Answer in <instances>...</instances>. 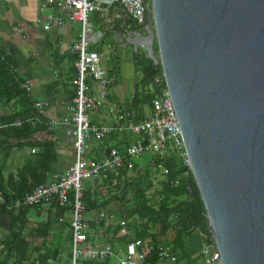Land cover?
<instances>
[{"label": "water", "instance_id": "95a60500", "mask_svg": "<svg viewBox=\"0 0 264 264\" xmlns=\"http://www.w3.org/2000/svg\"><path fill=\"white\" fill-rule=\"evenodd\" d=\"M148 19L131 44L161 68L199 220L223 264H264V0H151Z\"/></svg>", "mask_w": 264, "mask_h": 264}, {"label": "trees", "instance_id": "16d2710c", "mask_svg": "<svg viewBox=\"0 0 264 264\" xmlns=\"http://www.w3.org/2000/svg\"><path fill=\"white\" fill-rule=\"evenodd\" d=\"M146 3L148 9L151 10V0H146ZM134 30H141V28L135 27ZM155 51L157 54V44H155ZM133 55L136 71L141 73L143 78L138 80L133 102L127 110L135 113L139 120L144 118L146 107H150L157 96L156 90H149V86L153 85L154 80L162 75V72L161 68L159 71L154 62L141 51L134 52ZM15 69L16 63L0 51V107L4 110V113L0 114V208H3L4 212L14 219L15 227L17 226L12 234L0 244L2 247L0 264H31L34 259L51 264V261L61 259L66 253L68 254L67 263H70L72 227L70 222L61 218L68 208H62L57 200H52L50 204H53L56 211L54 220L48 221L46 225L35 226L27 234H25L27 228L25 218L30 208H15L17 200H22L38 185L49 180L55 165L61 160L58 152L59 140L55 130L50 128L46 119L35 109L34 100L22 88L23 82L14 72ZM161 87L158 85V88ZM28 120L35 122H27ZM18 122H21V126H17ZM39 132L45 133L41 141L30 142L28 140ZM126 138L124 135V140L117 146L121 151L126 148ZM105 144L106 140L103 145ZM27 147L35 148L36 153L29 156L24 166L16 173H11L6 177L5 169L8 160L16 153L14 151ZM160 160L169 170L170 178H181L179 186L171 187L163 184L162 189L159 192L156 191L158 198H153L149 195L153 184L147 171L142 172L138 179L130 181L128 177L130 171L124 167L121 176L117 179L114 175H110L109 182H104L99 187L97 186L99 183L93 181H89L90 184L87 186L84 185L82 200L84 212L101 211L111 207L114 201L124 203L131 193L133 200L131 210L127 212L123 210L118 216L115 215L116 221L124 220L130 229L135 228V234L124 236L122 241L126 244L137 239L147 242L149 249L153 250L149 261L155 264H159L157 245L174 254L177 257L176 264H198L200 257L192 255L189 242L195 238L197 231L204 235L208 242L213 240L207 221L204 218L199 220L206 211L204 203L201 199L196 200L191 197L187 192L188 181L193 174L188 170L185 159L180 153L171 150ZM183 174L185 175L182 176ZM106 185L112 188L108 192H105ZM135 219L141 222L132 224L131 221ZM102 223L105 225V222ZM110 228L114 232V238L110 240L113 244V239L121 233L122 228L118 224ZM171 233L174 234L172 239L168 237ZM39 243L44 246L46 254H40ZM35 254L39 256L35 258ZM112 263L111 260L84 262V264Z\"/></svg>", "mask_w": 264, "mask_h": 264}, {"label": "built area", "instance_id": "2783aa9c", "mask_svg": "<svg viewBox=\"0 0 264 264\" xmlns=\"http://www.w3.org/2000/svg\"><path fill=\"white\" fill-rule=\"evenodd\" d=\"M117 6L135 27L142 29L148 24L150 10L144 0H44L38 19V24L46 31L55 23L62 24L61 18L55 20L54 16L47 13L50 7H55L67 12L71 21L79 22L82 26L79 41L67 46V53L76 56L75 97L67 108L66 115L49 123L52 128L66 127V134L74 141L75 160L65 172L53 174L49 182L38 185L25 198L17 200L15 208H36L57 200L62 208L70 209L73 239L69 264H84L88 260H111L113 264H155L149 261L153 250H150L147 242L143 240H132L125 246L118 245L117 248L108 242L92 240V228L84 218L82 203L84 182H109L110 175L117 179L124 167L134 169L135 165L148 154L154 156L151 164L162 167L164 163L160 158L167 156L171 150L180 153L188 164L179 117L162 75L153 82L157 86H162L159 88L161 93H157L151 106L145 111L144 118L138 120L135 113L129 112L125 106L109 102L110 89L115 79L112 69L103 67L102 56L89 49L93 31L90 17L98 13L102 19L108 21V10ZM22 88L27 94H32V86L28 82L24 83ZM35 107L43 116L44 104L38 102ZM96 113H105L112 123L93 122L92 115ZM17 126H21V122H18ZM114 135L127 137L124 151L105 144L102 158L90 155L93 142L103 144L107 138ZM32 153H36V150L33 149ZM164 173L166 178L163 184L171 187L180 185V177L170 178L167 168ZM111 189L106 185L105 192ZM99 217L107 226V220L110 217L114 218L105 212H101ZM118 225L122 228L121 235H128V223L122 220ZM202 237L204 246L199 255L202 264H223L221 252L214 238L212 237V242H208L204 235ZM157 247L159 264L177 263V257L168 249H163L160 245ZM35 264L45 263L37 260Z\"/></svg>", "mask_w": 264, "mask_h": 264}, {"label": "crops", "instance_id": "0c3cea01", "mask_svg": "<svg viewBox=\"0 0 264 264\" xmlns=\"http://www.w3.org/2000/svg\"><path fill=\"white\" fill-rule=\"evenodd\" d=\"M43 1L0 0V51L16 63L14 72L22 80L23 84L28 82L32 86L31 96L35 104L38 102L44 104L43 118L50 123L66 115L67 108L75 97L76 86L74 81L76 79V70L74 68V61L76 56L67 53V46L79 41L82 26L79 22L71 21L67 12L50 7L47 13L54 16L55 20L61 18L62 24L58 25L55 23L49 31H46L38 24ZM108 12V21L102 19L98 13L91 15L90 19L93 24V31L90 36L89 49L98 52L102 56L103 67L112 69L115 82L110 89L109 102L125 106L129 109L135 96L136 84L139 77L136 71L134 55L133 57L129 56L131 58H126L123 55L122 49L130 46L134 49L131 39L134 37L133 31L136 32L134 30L135 25L130 19H126L118 6L110 8ZM137 31H143V28ZM134 52L136 51L133 50ZM3 111L0 107V114L4 113ZM92 121L103 124L112 123V120L105 113L93 114ZM51 129L55 130L56 137L59 140L58 152L61 155V160L55 165L47 182L51 180L53 174L65 172L75 160L74 141L66 134V127L59 126ZM44 137L45 133L39 132L28 140L36 142L41 141ZM123 140L124 136L114 135L106 139V144L117 147ZM33 149L35 148L27 147L23 148V150L14 151L16 153L8 160L5 169L6 177L11 173H16L24 166L26 159L35 154L32 153ZM90 155L98 159L102 158L104 155L103 144L93 142L91 144ZM151 159L149 160V164H151ZM139 162L134 169L129 170V174L136 170H143L139 166L142 163ZM100 184L102 183L97 184V186L99 187ZM52 205L44 203L36 208L29 209L25 218V222H27L25 234L31 232L39 224L46 225L48 221L54 220L56 211ZM101 212L114 216V218L110 217L107 220L108 226L105 221L100 220L99 214ZM115 215L117 213L112 206L101 211L84 212V218L92 228V240L110 243L111 238H114V232L111 231L110 226H115L120 222L116 221L117 217ZM61 218L71 223L72 213L70 209ZM102 222H105V225ZM16 227L14 219L5 213L3 208H0V244L12 234ZM128 230V235L135 234V231L132 232L129 227ZM124 236L120 233L116 236V239H113L112 245L114 248H117L118 245L125 246L126 243L122 241ZM200 240L203 242V237ZM39 246L41 247L40 254H46L42 243H39ZM0 250H2V247H0ZM65 255L68 254H63L61 259L58 258L56 261H51V264L64 263ZM37 256L39 254H35L34 257L36 258ZM37 260L34 259L31 264H35ZM198 264H200V261Z\"/></svg>", "mask_w": 264, "mask_h": 264}, {"label": "rangeland", "instance_id": "374dc122", "mask_svg": "<svg viewBox=\"0 0 264 264\" xmlns=\"http://www.w3.org/2000/svg\"><path fill=\"white\" fill-rule=\"evenodd\" d=\"M143 34H145V31L143 29L142 31ZM123 55L128 58L129 56H132L133 57V50L135 51V49H133L131 46L128 47V48H123ZM141 51V50H140ZM143 53V51H141ZM131 58V57H129ZM138 74V77H139V80H142L143 78V75L141 73H137ZM149 90H152L154 91V85L151 84V86H149ZM147 109L149 107H146ZM146 109V110H147ZM153 155H145L143 157V160L140 161L139 163H142V165H139L140 167L143 168V170H136V171H133L129 174V179L130 181L132 180H135V179H138L139 176L141 175V173L143 171H147L148 175L150 176V180L153 184V188L149 191V195L152 196L153 198L156 197L158 198L157 196V193L156 191H160L162 189V182L164 181V179L166 178V175L164 173V170L167 168L165 164L162 165V167H159L158 165H155V164H149V160L151 159ZM15 162V161H13ZM16 164H18L16 162ZM186 165L188 166V164L186 163ZM189 170V169H188ZM185 174H183L182 176H184ZM88 184H90V182H84V185L87 186ZM101 186V184H100ZM159 194V193H158ZM132 194L130 193L129 196L127 197V200L126 202H121V201H114L112 202V208L114 207V210L115 212L117 213V215L119 213H121L123 210H126L125 212H127V210H131V208L133 207V202H132ZM120 217V216H119ZM70 221V219H68ZM121 220V219H120ZM119 220V221H120ZM132 224H139L141 222V220L139 219H135V220H132L131 221ZM132 232H134L135 228L132 227L131 228ZM157 231H159V229H157ZM172 236H173V233L170 234V236H168L170 239H172ZM202 238L201 234L199 231L196 232V236L195 238L189 242V248L191 249V253L192 255H195L196 257L200 255V252H201V249L202 247L204 246V243L200 240ZM194 244V247H193V244ZM67 260V255H65V262L62 263V264H68L66 262ZM199 263V261H198ZM200 264H202V262L200 261Z\"/></svg>", "mask_w": 264, "mask_h": 264}]
</instances>
